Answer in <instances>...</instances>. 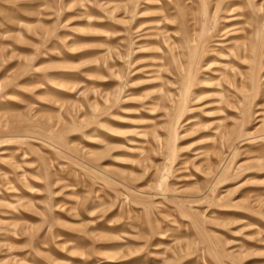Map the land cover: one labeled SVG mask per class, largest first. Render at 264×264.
<instances>
[{
	"label": "rangeland",
	"instance_id": "rangeland-1",
	"mask_svg": "<svg viewBox=\"0 0 264 264\" xmlns=\"http://www.w3.org/2000/svg\"><path fill=\"white\" fill-rule=\"evenodd\" d=\"M0 264H264V0H0Z\"/></svg>",
	"mask_w": 264,
	"mask_h": 264
}]
</instances>
